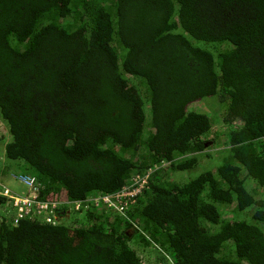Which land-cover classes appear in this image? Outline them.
Instances as JSON below:
<instances>
[{
  "label": "trees",
  "instance_id": "obj_1",
  "mask_svg": "<svg viewBox=\"0 0 264 264\" xmlns=\"http://www.w3.org/2000/svg\"><path fill=\"white\" fill-rule=\"evenodd\" d=\"M0 113L1 172L43 199L158 166L127 215H0V264H144L132 239L174 264H264V0H0Z\"/></svg>",
  "mask_w": 264,
  "mask_h": 264
},
{
  "label": "built area",
  "instance_id": "obj_2",
  "mask_svg": "<svg viewBox=\"0 0 264 264\" xmlns=\"http://www.w3.org/2000/svg\"><path fill=\"white\" fill-rule=\"evenodd\" d=\"M2 163L3 161L0 160V215L5 216L13 225H19L25 219H37L43 223L60 225L70 212L82 211L92 200L96 205H105L118 214L127 215L128 211L138 202V198L149 189L150 178L158 168V166L151 167L143 175H132L129 183L113 193L98 194L93 199L62 201L57 198H41L40 184L36 178L23 172H15L7 176V179L24 187L23 190L17 189L2 174ZM63 205H68L69 208L63 211L61 209Z\"/></svg>",
  "mask_w": 264,
  "mask_h": 264
},
{
  "label": "rangeland",
  "instance_id": "obj_3",
  "mask_svg": "<svg viewBox=\"0 0 264 264\" xmlns=\"http://www.w3.org/2000/svg\"><path fill=\"white\" fill-rule=\"evenodd\" d=\"M211 97V96H210ZM207 100V102L211 105L216 104L215 99L210 98ZM192 107H199L201 109L199 110H203L207 113H209L207 111L208 108H206V106L203 104V102H199L196 104H193L190 106V108ZM204 108V109H202ZM216 128L218 126H215ZM215 128V129H216ZM11 138L10 133L8 131L7 125L5 124L3 118L1 117V113H0V158H2V156H4L5 153V146L7 144V142L9 141V139ZM219 147L217 148H211L208 147L207 151H204V156H202L203 158V163L201 166H211L213 159L208 157V153H212V155L215 154L216 150H218ZM198 168V167H197ZM194 170V173L196 171V169ZM190 172H180L178 174H174V178L177 180V182H184L187 181V179H190L191 177H193V173L189 174ZM256 188L257 190H262V188L260 189L258 186H256L255 183L251 182L250 183V188ZM132 234H134V231H131ZM131 244L132 246L138 251L139 255L141 256V258L144 260V264H174L173 260L171 259V257L168 255L166 256L163 252H161L159 249H157L156 246L153 245H146L143 242L138 241V239H132L131 240ZM162 257V258H161Z\"/></svg>",
  "mask_w": 264,
  "mask_h": 264
},
{
  "label": "crops",
  "instance_id": "obj_4",
  "mask_svg": "<svg viewBox=\"0 0 264 264\" xmlns=\"http://www.w3.org/2000/svg\"><path fill=\"white\" fill-rule=\"evenodd\" d=\"M11 171H8V173H5V177H6V179H7V176L9 175V173H10ZM9 177V176H8ZM9 182H11L12 184H13V186L14 187H17V189H20V190H23L24 189V187H23V185H21V184H19V183H17V182H14V181H12V180H9V179H7Z\"/></svg>",
  "mask_w": 264,
  "mask_h": 264
},
{
  "label": "clouds",
  "instance_id": "obj_5",
  "mask_svg": "<svg viewBox=\"0 0 264 264\" xmlns=\"http://www.w3.org/2000/svg\"><path fill=\"white\" fill-rule=\"evenodd\" d=\"M0 160H2V161H3V165H4V163H7V162H6V161H7V159H6V157H5V153H4V156H2V158H0ZM4 167H5V166H4ZM11 173H15V172H12V171H11V172L9 173V175H8V176H10V174H11ZM2 174H4V173H2ZM4 175H5V174H4Z\"/></svg>",
  "mask_w": 264,
  "mask_h": 264
}]
</instances>
